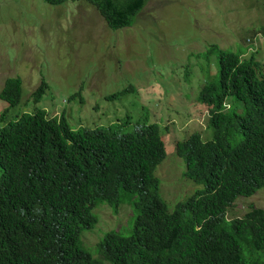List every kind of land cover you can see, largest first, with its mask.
Segmentation results:
<instances>
[{
  "label": "trees",
  "instance_id": "16d2710c",
  "mask_svg": "<svg viewBox=\"0 0 264 264\" xmlns=\"http://www.w3.org/2000/svg\"><path fill=\"white\" fill-rule=\"evenodd\" d=\"M34 1L39 8L78 0ZM83 2L118 29L129 26L147 0ZM213 48L216 79L196 96L206 110L207 134L191 132L175 145L184 176L199 186L173 211L154 174L166 156L157 123L121 132L115 122L73 129L64 112L44 108L9 116L22 82L4 79L0 264H264V209L249 203L242 214L233 211L237 200L264 185V59ZM48 88L41 80L25 101L39 102ZM131 91L127 86L106 100ZM125 199L135 211L128 235L107 232L93 257L80 241L82 230L97 223L93 208L104 201L117 209Z\"/></svg>",
  "mask_w": 264,
  "mask_h": 264
},
{
  "label": "rangeland",
  "instance_id": "374dc122",
  "mask_svg": "<svg viewBox=\"0 0 264 264\" xmlns=\"http://www.w3.org/2000/svg\"><path fill=\"white\" fill-rule=\"evenodd\" d=\"M38 6L34 0H0V89L6 77L22 82L9 116L44 108L64 112L73 129L115 122L121 132L157 123L166 156L154 174L173 211L199 186L184 176L175 145L191 132L207 134L206 110L196 96L216 79L210 45L244 56L257 50L255 58L264 59V0H147L134 21L118 29L83 0ZM252 37L257 45L251 47ZM43 79L49 88L42 100L25 101ZM127 86L131 92L106 100ZM5 107L0 99V112ZM249 203L264 209V185L251 198L237 200L233 211L242 214ZM92 213L97 223L82 230L80 241L98 258L97 243L110 231L128 235L135 211L125 199L117 209L99 202Z\"/></svg>",
  "mask_w": 264,
  "mask_h": 264
},
{
  "label": "clouds",
  "instance_id": "9594fccd",
  "mask_svg": "<svg viewBox=\"0 0 264 264\" xmlns=\"http://www.w3.org/2000/svg\"><path fill=\"white\" fill-rule=\"evenodd\" d=\"M247 41L251 44V47L253 45H257L256 38L255 37L248 38ZM255 51H257V50H253L252 52H255Z\"/></svg>",
  "mask_w": 264,
  "mask_h": 264
}]
</instances>
